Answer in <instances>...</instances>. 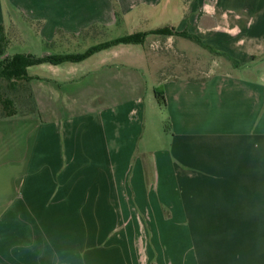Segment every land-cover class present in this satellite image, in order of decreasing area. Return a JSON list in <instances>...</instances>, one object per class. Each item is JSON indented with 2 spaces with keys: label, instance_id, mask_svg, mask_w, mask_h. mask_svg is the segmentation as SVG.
I'll list each match as a JSON object with an SVG mask.
<instances>
[{
  "label": "crops",
  "instance_id": "0c3cea01",
  "mask_svg": "<svg viewBox=\"0 0 264 264\" xmlns=\"http://www.w3.org/2000/svg\"><path fill=\"white\" fill-rule=\"evenodd\" d=\"M8 17L61 48L169 28L239 66L177 74L149 39L142 68L124 46L103 51L96 89L67 88L78 63L45 64L48 82L31 76L38 113L0 121L14 158L0 168V264H264V0H0V25L18 31ZM162 39L189 58L190 40ZM147 97L166 147L140 148Z\"/></svg>",
  "mask_w": 264,
  "mask_h": 264
},
{
  "label": "rangeland",
  "instance_id": "374dc122",
  "mask_svg": "<svg viewBox=\"0 0 264 264\" xmlns=\"http://www.w3.org/2000/svg\"><path fill=\"white\" fill-rule=\"evenodd\" d=\"M11 20L14 24H16V27L18 31L11 30V32L8 33L12 43L8 49L10 55H16V54H31L34 56H42L45 55V53H53V54H69V55H79V54H85L87 51L90 50V48L99 45L101 43H104V41H110L118 38H122L124 36L130 35L129 32L125 30H119L116 29L115 31H111L108 34V38L106 37L101 38L100 36L96 37L97 35H94V38L91 39H81V40H72L68 41V45L61 47H51L48 45H43L39 43V35L37 26H34L25 20H23L21 17H8V25H11ZM161 27V25L159 26ZM133 34V33H131ZM151 38V40H150ZM156 39L160 38H153L152 36L149 37V40L146 44V51L151 54H158V55H164L170 56L167 57L170 61L171 59L175 60L177 58V63H174L177 65V74H180L182 72L183 75L186 76H195V77H201L206 76V74H202V71L206 70V73H221L224 71H235L236 66L232 63V61H228L225 57L221 55H210L207 53H204L202 50L199 49V53L195 52L192 53L193 50L196 48V45L187 40H183L182 43L184 44L183 47L190 51L189 58L185 57H177L176 54H174L176 48L171 43H166L163 41V39L159 42L156 41ZM166 39V38H165ZM61 48V49H59ZM122 48H124L125 52H123ZM120 50L119 55L120 59L124 61L125 59H129L131 62H133L134 65H141L142 63L139 59L138 53L143 51V48L141 46H124V47H118ZM132 52H134L132 54ZM136 53V54H135ZM109 54H114L110 51L108 52H100L99 54H95L92 57H90L88 60H85L81 63L76 64L77 68L79 70H82L77 72L73 78L69 81L67 84V88L74 89V88H83V89H96L95 84V76L99 72L106 73L108 68L111 66V64L108 65H102V62L104 61V56H109ZM172 56V57H171ZM175 56V58H174ZM133 58H138L137 60H134ZM133 59V60H131ZM214 61V62H212ZM48 66V65H46ZM66 66H70L69 64ZM264 67V63L262 65ZM182 68V69H180ZM125 69V68H124ZM180 70V71H179ZM28 74L30 76H40L43 78H49L52 75L48 73L45 65L37 66L30 68L28 70ZM170 74V73H169ZM49 80L47 79L46 82ZM38 82L35 79L34 85L37 86ZM48 86V84H46ZM64 86H62L61 89H63ZM0 89L4 96L11 98L14 100L15 107L18 110L19 117L26 118L28 116L33 115V113H38L37 110L34 109L35 104H33L32 101V84H20L17 88V90H11L8 88L7 81L0 80ZM158 91H162L159 89ZM151 97L146 98V107L148 108L147 115L148 118L145 122V133L143 135V142L140 143V148L145 147L149 149H158L162 147H166L169 143V134L166 133L165 127L166 123L160 124L158 118L155 117V111H154V104L151 102ZM164 106V104H162ZM1 109H0V116L4 115ZM18 119V118H17ZM9 120V119H8ZM158 120V121H157ZM0 121H3L0 119ZM47 124V122H45ZM15 142V141H13ZM4 149V147H2ZM3 155V154H2ZM141 154L138 153L137 156H140ZM14 158L8 155V157H2L0 155V168H11L12 167V160ZM10 182V181H9ZM12 183V182H11ZM11 207L9 211V215H12L14 213V209Z\"/></svg>",
  "mask_w": 264,
  "mask_h": 264
},
{
  "label": "trees",
  "instance_id": "16d2710c",
  "mask_svg": "<svg viewBox=\"0 0 264 264\" xmlns=\"http://www.w3.org/2000/svg\"><path fill=\"white\" fill-rule=\"evenodd\" d=\"M152 36L153 38H169L173 36H180L182 38L188 39L195 42L200 47L209 52L222 55L219 52H215L212 48H209L200 41L196 36L190 35L188 33H178L169 28H162L152 32H137L122 38L110 40L99 45L90 48L85 54L79 55H69V54H47L43 56H34L31 54H9V47L12 43L6 29L4 26L0 25V80L7 81L8 88L11 90H17L20 84H30L32 82V77L28 74V70L33 67L40 65H53L59 66L66 63H81L95 54L115 48L118 46L126 45H141L144 46ZM226 59L232 61V63L237 67L239 62L232 60L229 56H225ZM157 99L161 104H165L164 93L161 91H156ZM0 109L5 112L4 115L0 116L1 120L4 119H14L18 117V110L15 107L14 100L4 96L0 89Z\"/></svg>",
  "mask_w": 264,
  "mask_h": 264
}]
</instances>
